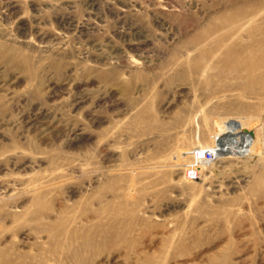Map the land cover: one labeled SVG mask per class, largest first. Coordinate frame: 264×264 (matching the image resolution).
Here are the masks:
<instances>
[{
	"label": "rangeland",
	"instance_id": "374dc122",
	"mask_svg": "<svg viewBox=\"0 0 264 264\" xmlns=\"http://www.w3.org/2000/svg\"><path fill=\"white\" fill-rule=\"evenodd\" d=\"M236 1L0 0V264H264V84L202 59Z\"/></svg>",
	"mask_w": 264,
	"mask_h": 264
},
{
	"label": "bare ground",
	"instance_id": "6f19581e",
	"mask_svg": "<svg viewBox=\"0 0 264 264\" xmlns=\"http://www.w3.org/2000/svg\"><path fill=\"white\" fill-rule=\"evenodd\" d=\"M243 1L245 4L242 3ZM257 3L262 9L264 8V0H261V3L256 2V0H239L235 3L228 4V9L222 15V22L219 24V28L212 32L220 31L221 29L225 30L218 33L215 32L214 37L209 41V47L206 48L205 45L206 49H201L204 53L202 56L204 61L207 62L209 58L214 59L213 65L207 70L208 73L206 75L213 74L217 77L227 78L229 76L232 78H240L245 85L251 86L253 83L264 84V70L261 72H256L255 70L257 67H263L264 69V18L260 23L243 24L241 26L242 29L239 27L230 28L231 26H229L239 19L256 13L260 9ZM193 70L196 72H204L205 68H201L200 63L195 62L193 64ZM246 91L250 92L249 88H246ZM242 118L221 117L218 122L224 124V128L229 126L239 128L245 126L251 127L249 126L251 124H247ZM220 133L222 134L216 140L220 147L218 157H220L223 151L229 150L227 152H237L239 149V139L234 138L229 133H223L222 131ZM256 133L246 131L245 137L256 140L258 138ZM211 138H213V135ZM205 147H208V145ZM189 152V150L185 151L188 154ZM188 154L187 156H189ZM227 155L229 156L230 154L227 153Z\"/></svg>",
	"mask_w": 264,
	"mask_h": 264
},
{
	"label": "built area",
	"instance_id": "2783aa9c",
	"mask_svg": "<svg viewBox=\"0 0 264 264\" xmlns=\"http://www.w3.org/2000/svg\"><path fill=\"white\" fill-rule=\"evenodd\" d=\"M217 141L208 147L194 146L189 151V161L185 164L183 175L186 180L195 181L202 175V168L212 165L219 157Z\"/></svg>",
	"mask_w": 264,
	"mask_h": 264
}]
</instances>
